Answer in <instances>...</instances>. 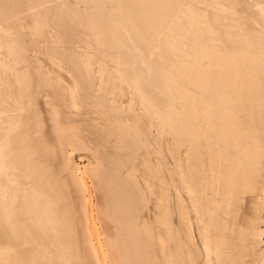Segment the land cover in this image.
Masks as SVG:
<instances>
[{"label":"rangeland","instance_id":"obj_1","mask_svg":"<svg viewBox=\"0 0 264 264\" xmlns=\"http://www.w3.org/2000/svg\"><path fill=\"white\" fill-rule=\"evenodd\" d=\"M3 144L0 219L14 228L0 222V247L17 235L20 264H166L160 210L181 240L173 264H254L264 0H0ZM140 220L156 235L143 255Z\"/></svg>","mask_w":264,"mask_h":264},{"label":"bare ground","instance_id":"obj_2","mask_svg":"<svg viewBox=\"0 0 264 264\" xmlns=\"http://www.w3.org/2000/svg\"><path fill=\"white\" fill-rule=\"evenodd\" d=\"M38 92V91H37ZM39 93V92H38ZM6 145V144H5ZM4 144L3 145H0V175H2V173L3 172H6L8 169V167H6L7 165V160H6V158H7V152H6V149H7V147L5 146ZM135 175V174H134ZM11 180V179H10ZM158 181V180H157ZM187 182V181H186ZM188 183V182H187ZM262 193V192H261ZM262 196H263V198H264V192L262 193ZM33 198L35 199V197L33 196ZM36 200V199H35ZM259 200H262V199H259ZM154 201V200H153ZM36 202V201H35ZM50 203L51 201H47L46 203ZM54 201H52L51 202V205H53L54 203H53ZM155 202V201H154ZM37 203V202H36ZM48 203V204H49ZM258 203V202H257ZM32 204H33V200H32ZM38 204H40V203H38ZM254 204H256V203H254ZM260 204V203H259ZM259 204H257V205H259ZM50 205V204H49ZM50 205V206H51ZM55 205V204H54ZM156 205V204H155ZM46 206V207H45ZM44 206V208H43V211H45V208H47L48 207V205H45ZM148 206V205H147ZM38 207V206H37ZM55 206H52L50 209H49V207H48V212L47 211H45L44 212V214H48L47 215V217H46V215H45V217H46V219H47V222L46 223H48V229H47V231H48V233H46L45 235H44V237L46 236V238H47V236L49 237H51L52 239H54L55 238V236H56V234H57V232H56V230H57V224H56V220H55V218H54V215H55V213H56V209H53ZM152 207H154L153 205H152ZM160 207V206H159ZM263 207V206H262ZM261 206H255V209H253L254 211H253V213L251 214V215H249L246 219H245V224H244V239L247 241V249H248V253H247V259L249 260V262H251V263H256V264H264V250L262 251L261 249H259V246H258V244L260 243V241H259V239H258V237H260V236H258L257 234H256V230H258L257 229V227H258V224H260V223H264V207L262 208ZM147 209V208H146ZM145 209V210H146ZM156 209V208H155ZM4 210H5V212H6V214H4V216H6L7 215V217H5V218H8L9 217V214L7 213V211H9L10 212V210H7L6 209V207H4ZM7 210V211H6ZM144 210V211H145ZM157 210V209H156ZM43 211L41 210L40 212V214H42L43 213ZM149 211V210H148ZM47 212V213H46ZM154 212V211H153ZM44 214H42V217H40V218H43V215ZM153 214V213H152ZM158 215V216H157ZM157 215H154V217H157V220H156V224L158 225V226H160L161 228H162V230H163V234H159L157 231V233H158V237H157V239L159 238V240H158V244L160 245L161 244V247L157 244V247L158 248H160V250L162 249V252H163V254L162 255H164V258H165V260H164V262L166 263H168V264H173L174 263V261L176 262L177 260H176V258H175V253L176 254H178L179 252L178 251H174V245H177L178 247H179V249H180V246H181V240H179L180 239V237H179V234L177 233V231L175 230V228H174V226H173V223H172V217L170 216V213L169 212H166L165 210H160L159 211V213L157 214ZM5 218H4V220H5ZM10 218V217H9ZM143 218V217H142ZM147 218V217H146ZM3 221V217L0 219V222H1V224H3L2 226H4V223H2V221ZM7 221H8V219H6ZM5 220V221H6ZM12 220V219H11ZM13 221H14V219H13ZM13 221H11L12 223H13ZM38 221H39V218H38ZM40 221H42V220H40ZM43 221L45 222V220H44V218H43ZM152 221V220H151ZM9 228L7 227V229L9 230L10 228H14L12 225L14 224H11V226H10V220H9ZM8 223L6 224L7 226H8ZM40 223V222H39ZM33 224H35L34 222H33ZM37 224V223H36ZM42 224H43V222H42ZM6 225L4 226V227H2V229L4 230V229H6ZM40 225V224H39ZM45 226V225H44ZM44 226H43V228H44ZM37 227H39L38 226V224H37V226H36V228ZM35 228V229H36ZM154 225H152V224H150L149 223V221H141L140 220V222L136 225V229L139 231V245L140 246H138V245H134V247L136 248V250H137V252H138V254L139 255H143L144 254V251H143V245H145V242H150V241H152V240H154L155 238H156V235H155V230H154ZM157 228V227H156ZM38 229V228H37ZM158 229H159V231L161 232V229L158 227ZM11 230V229H10ZM9 230V231H10ZM15 230V229H14ZM13 230V231H14ZM157 230V229H156ZM12 231V230H11ZM35 233V232H34ZM60 233H61V229L59 230V235H60ZM162 233V232H161ZM173 233H176V239H174V235H173ZM14 235H15V233H13ZM20 234V233H19ZM36 234H38V235H40L37 231H36V233H35V235ZM49 234V235H48ZM6 235H7V232H6ZM37 235V236H38ZM9 236V235H8ZM25 236H27V235H25ZM29 236V235H28ZM6 237V239L7 238H9V237H7V236H5ZM4 237V238H5ZM12 237V236H11ZM11 237H10V240H11ZM13 237H15V236H13ZM12 237V239H13V241L15 242V239H16V246L15 247H13L12 249L10 248H6V247H0V264H20V263H23V261H24V255L26 254L25 252L24 253H20V247H19V244H21V243H23L20 239H19V243H18V237H17V235H16V238H13ZM30 237V236H29ZM21 238V237H20ZM28 238V237H27ZM31 238V237H30ZM25 239V238H24ZM4 240V239H3ZM10 240H9V244L11 243L10 242ZM33 240H34V238H33ZM31 241V240H30ZM36 240H34V242H35ZM159 241H160V243H159ZM29 242V241H28ZM51 242V241H50ZM8 243V241L6 242V244ZM26 243V242H25ZM31 243H33L32 241H31ZM51 243H53V242H51ZM51 243H50V245H51ZM60 243V242H59ZM12 244H14V243H12ZM34 244V247H36L37 246V242H35V243H33ZM35 244H36V246H35ZM54 244V243H53ZM52 244V245H53ZM57 244V243H56ZM30 245V244H29ZM51 245V246H52ZM31 246H32V244H31ZM45 247L46 246H49V244L47 245H44ZM26 247V246H25ZM24 247V248H25ZM53 247V246H52ZM52 247H50V251H51V254H53L56 250H57V247H60V245H57V246H55L56 247V250L54 249L55 247H53V253H52ZM150 247H152V246H150ZM37 249H38V253H39V244H38V246L36 247ZM47 248V247H46ZM49 248V247H48ZM32 249V248H31ZM37 249H35V250H37ZM59 249V248H58ZM59 250H61V249H59ZM63 251V250H62ZM58 252V251H57ZM56 252V253H57ZM157 252V251H156ZM59 253V252H58ZM63 253V257L65 256L64 254V252H62ZM86 253V252H85ZM151 253V252H150ZM21 254H23V256H21ZM32 254H33V252H32ZM49 254H50V252H49ZM60 254H61V251H60ZM34 255H36V254H34ZM151 255V254H150ZM153 255H154V257L156 256V254H155V252H153ZM26 256V255H25ZM29 256H30V258H29ZM28 256V258H29V260H32L31 259V257L33 256H31V254ZM57 255H55V257H56ZM85 256V255H84ZM54 257V258H55ZM57 257H60V255L59 256H57ZM57 257H56V259H57ZM62 256L59 258L60 260H61V258L64 260H62L63 262H65V257L63 258ZM52 259L51 258V260L54 262V260L55 259ZM25 259H27V258H25ZM34 259V258H33ZM46 258L44 257V260H45ZM59 259H57V260H59ZM163 259V258H162ZM84 260H86V259H84ZM35 261H36V259H35ZM46 261H48V263H49V261L50 260H48V258L46 259ZM60 262V263H63V262ZM67 261V260H66ZM116 261H117V264H119V258H116ZM161 261H163V260H161ZM25 262V261H24ZM33 262V261H32ZM57 262V261H56ZM68 262V261H67ZM178 262V261H177ZM47 263V264H48ZM59 263V262H58ZM166 263V264H167ZM34 264H35V262H34ZM45 264H46V262H45ZM66 264H68V263H66Z\"/></svg>","mask_w":264,"mask_h":264},{"label":"built area","instance_id":"obj_3","mask_svg":"<svg viewBox=\"0 0 264 264\" xmlns=\"http://www.w3.org/2000/svg\"><path fill=\"white\" fill-rule=\"evenodd\" d=\"M262 247H264V236L262 238Z\"/></svg>","mask_w":264,"mask_h":264}]
</instances>
